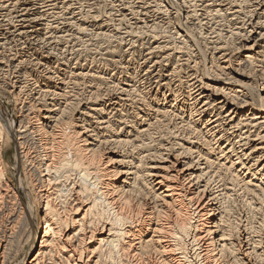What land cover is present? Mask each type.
I'll return each mask as SVG.
<instances>
[{
    "label": "bare ground",
    "instance_id": "6f19581e",
    "mask_svg": "<svg viewBox=\"0 0 264 264\" xmlns=\"http://www.w3.org/2000/svg\"><path fill=\"white\" fill-rule=\"evenodd\" d=\"M65 1L0 0V87L23 107L0 111V264H264V0H182L208 66L153 0L97 8L94 33ZM144 26L122 58L83 49Z\"/></svg>",
    "mask_w": 264,
    "mask_h": 264
},
{
    "label": "rangeland",
    "instance_id": "374dc122",
    "mask_svg": "<svg viewBox=\"0 0 264 264\" xmlns=\"http://www.w3.org/2000/svg\"><path fill=\"white\" fill-rule=\"evenodd\" d=\"M84 1V2H83ZM129 1H131V6L134 8L135 6V4H136V0H129ZM154 2H157L158 3V5H160L159 6V8H158V10L160 11V12H162V13H160L159 15H157V17H160V16H162V17H160V18H158V20L160 21H158L157 20V22H159V25H158V27L162 30H160L158 27V31H160V35L161 36H163L164 37V39L165 40H168V42L169 43H171L172 44V42H173V44L174 45H177L176 44V40H177V42H178V40H179V38L181 37H183L184 35H182V34H186V36L184 37L185 39H186V42H187V44H188V46L189 47H191L190 49V51L193 53L194 52V56L196 57V55H197V57H196V59L198 60L199 59V61H200V63L203 65V66H208V64H209V54H208V51H207V44L205 43L204 44V42H201L202 40L200 39V37L198 36V33H197V31H195V26L194 25H192L191 23H189L187 20V15H186V12H187V9H189V10H192V9H194L195 7L193 6V8H192V5H191V8H189V7H187V9H186V7L182 4V0H153ZM66 3L68 2V4H69V7H73V6H75V7H73V11H74V15H76L75 17L77 18V21H78V23L79 22H81L82 24V26H85L86 27V29L87 28H89L90 27V29L88 30V31H91V32H93L94 33V30H93V27L95 28V22L96 21H98V20H104V21H106V19L107 18H110V16H111V18H112V21H111V24H113L112 22H116L117 21V19H119V18H121V16H120V8H121V2L120 1H118V0H109V5L110 6H112V9H109L111 12H109V10L107 9L108 7L107 6H102L103 4H97L96 3V5L95 4H93V2L91 1V0H66L65 1ZM70 2V3H69ZM79 2V3H78ZM113 2V3H112ZM112 3V4H111ZM117 5H116V4ZM134 3V4H133ZM71 4V5H70ZM73 4V5H72ZM83 5V6H82ZM97 5H99L100 6V8H99V6H97ZM121 5V6H120ZM137 5V4H136ZM155 5H157L156 3H155ZM77 6V7H76ZM113 6H114V8L115 9H117L118 10V12H117V10H114V8H113ZM116 6V7H115ZM107 7V8H106ZM185 7V8H184ZM98 8V11L96 12V13H98L99 11V15H101L100 16V18L98 17V20H94L93 18H91V16H93V14L92 13H94L95 14V10ZM102 9V10H101ZM135 10L137 9V8H134ZM185 9H186V11H185ZM58 10V9H57ZM107 10V11H106ZM162 10V11H161ZM164 10V11H163ZM167 10H168V12H167ZM59 11H60V9H59ZM92 11V12H91ZM94 11V12H93ZM185 11V12H184ZM104 12V13H103ZM164 12V13H163ZM176 12H177V14H176ZM76 13V14H75ZM84 13V14H83ZM91 13V14H90ZM110 13V14H109ZM113 13V14H112ZM119 13V14H118ZM169 13V14H168ZM171 13V14H170ZM83 14V15H82ZM88 14H89V16H88ZM105 14V15H104ZM110 16H109V15ZM116 14V15H115ZM162 14H164V15H162ZM170 15V16H169ZM176 15V16H175ZM184 15H186L185 17H184ZM164 16V17H163ZM167 16V17H166ZM116 17H117V19H116ZM52 21H55L57 24H58V20L56 19V18H52V16L51 17H49ZM105 18V19H104ZM162 18V19H161ZM166 18L168 19V21H170V24H169V22H167V20H166ZM176 18H177V20H176ZM187 20H186V19ZM113 19H114V21H113ZM174 19V20H173ZM80 20H82V21H80ZM166 20V21H165ZM88 23H87V22ZM93 21V22H92ZM173 21V22H172ZM187 21V22H186ZM172 22V23H171ZM195 22V21H194ZM161 23V24H160ZM168 23V24H167ZM177 23V24H176ZM83 24H85V25H83ZM88 24V25H87ZM111 24H109V26H108V29L110 30V29H112L113 28V26L111 25ZM90 25V26H89ZM93 27H92V26ZM164 25V26H163ZM171 25V26H170ZM187 25V26H186ZM111 26V27H110ZM125 26V25H124ZM170 26V27H169ZM173 26V27H172ZM164 27H166V28H164ZM185 27V28H184ZM193 27V28H192ZM167 28H169L168 29V31H167ZM171 28V29H170ZM134 31H136V29H134V28H132ZM143 29V32L140 34V36H137V38L138 39H133V37L132 36H126L123 32L122 33H118V34H115L114 35V33H113V38H112V40H104L103 41V39H95L94 37H93V35H91V34H85L84 36H82L81 37V40L83 41H81L82 42V44L85 46V47H83V49L84 48H87L86 47V45L85 44H88V42L89 43H91L92 44V46L90 47L91 49L90 50H93V52H92V55L93 56H95V58H97V59H99V58H102L103 56V60H105V61H108V60H112V59H119V58H122L121 57V54H122V50L120 49V44H121V48H123V46H122V44H126V42H128V40H131V41H129L128 43H130V42H132V41H135V40H137L136 41V43L138 44V47H140L141 48V46H142V44L141 43H143L144 45L142 46V48H145V47H147L148 46V41L147 40H151L148 36V33H147V31L149 30V29H146L145 28V26L142 28ZM165 29H166V31H165ZM182 29H184V30H186V31H182ZM192 29V30H191ZM197 29V28H196ZM132 30V31H133ZM137 30H140V29H137ZM146 30V31H145ZM181 30V31H180ZM164 31V32H163ZM144 32H146V34H144ZM166 32V33H165ZM184 32H186V33H184ZM168 33H169V36H168ZM182 33V34H181ZM190 33V34H189ZM123 34V35H122ZM138 34V35H139ZM178 34V35H177ZM197 34V35H196ZM119 37H118V36ZM148 35V36H147ZM165 35V36H164ZM167 35V36H166ZM189 35V36H188ZM92 36V37H91ZM122 36H125V37H122ZM178 36V37H177ZM188 36V37H187ZM122 37V38H121ZM129 37H130V39H129ZM142 37H144V39L142 38ZM145 37H147V38H145ZM171 37V38H170ZM174 37V38H173ZM191 37V38H190ZM193 37V38H192ZM85 38V39H84ZM92 38H94L95 40L93 41V39ZM177 38V39H176ZM188 38V39H187ZM91 39H92V41H91ZM120 39H121V41L123 42H121L120 44H119V42H120ZM133 39V40H132ZM191 41H190V40ZM200 39V40H199ZM102 40V41H101ZM163 40V39H162ZM165 40H163V41H165ZM100 43H98V42ZM113 41V42H112ZM117 41V42H116ZM147 42V44H146V42ZM175 41V42H174ZM195 43H194V42ZM80 42V43H81ZM107 42H110V43H107ZM106 43V44H105ZM135 43V44H136ZM78 44H79V41H78ZM119 46H118V45ZM101 45V46H100ZM107 47H105V46ZM108 45H110V46H108ZM114 45V46H113ZM179 45V44H178ZM80 46H82L81 44H80ZM93 46H94V48H93ZM112 46V47H111ZM104 47L108 50H104ZM117 47V48H116ZM119 48V49H118ZM126 48H128V45L126 44L125 46H124V48L123 49H126ZM140 48H138L137 49V51L135 52V54H136V57L138 56V54L140 53V51H138V50H140ZM194 48V49H193ZM194 51H193V50ZM105 51V53L103 52V51ZM111 53H110V52ZM114 51V52H113ZM206 51V52H205ZM107 52H108V54H107ZM116 52V53H115ZM98 53H99V55H98ZM84 54V53H83ZM82 54V55H83ZM103 54V55H102ZM111 54V55H110ZM106 55V56H105ZM113 55V56H112ZM108 56V57H107ZM110 56V57H109ZM82 57V56H81ZM111 57H113V58H111ZM83 58V57H82ZM105 58V59H104ZM208 58V59H207ZM99 62H102V60H99ZM109 62V61H108ZM103 63V62H102ZM1 67V66H0ZM2 70V67L0 68V72H2L1 71ZM19 75H23V72L22 71H20L19 73H18ZM11 93L12 92H9V90H7V89H3L2 87H0V111L2 112V114L5 116V118L7 119V120H11V121H14L15 122V124L17 125L18 123H19V120L21 119L20 118V108L22 107L21 106V104H19L18 103V101H16V99H15V96H14V93H12V95H11ZM253 94H257V91H255V90H253V92H252ZM15 100V101H14ZM21 109H23V107L21 108ZM15 151H16V147H15V142H14V140L13 141H11L10 142V144L7 146V148L6 149H4L3 150V155H4V160L6 161V162H8V164H9V176H11V178L14 180V182L15 183H17L18 182V180H19V175H17V173L14 171V165H15V161H14V155H15ZM14 164V165H13ZM12 171H11V170ZM23 201H24V203L26 202L25 201V199H24V197H23ZM35 227H36V223H35ZM26 247V250H28V246H25ZM19 260H20V258H19ZM15 264H22L20 261H18V259H17V262L15 263Z\"/></svg>",
    "mask_w": 264,
    "mask_h": 264
}]
</instances>
